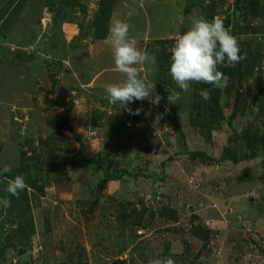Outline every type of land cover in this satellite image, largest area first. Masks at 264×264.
I'll use <instances>...</instances> for the list:
<instances>
[{
	"label": "rangeland",
	"instance_id": "374dc122",
	"mask_svg": "<svg viewBox=\"0 0 264 264\" xmlns=\"http://www.w3.org/2000/svg\"><path fill=\"white\" fill-rule=\"evenodd\" d=\"M25 1L15 16L18 2L7 8L9 0H0V14L6 10L0 18V169L26 167L28 181L43 184L44 192L26 190L32 246L24 253L17 244L4 248L0 264H149L168 249L169 256L183 257L181 264H264L263 154L239 164L222 160L234 133L264 127L251 102L254 77L219 89L225 122L207 141L189 116L194 86L180 94L157 64L155 71L146 65L141 78L156 86L163 98L158 105L109 102L105 86L125 77L105 40L80 37V24H90L100 0H79L86 18L80 7L64 10L60 30L47 0ZM246 4L207 0L202 11L187 0H119L111 20H127L136 46L158 56L195 19L213 14L224 26L229 21L225 28L238 41L240 61L252 54L264 77V0L259 16L246 12ZM57 33L62 44L51 41ZM173 93L175 104L168 100ZM237 149L245 152L243 144ZM196 151L211 160L193 157ZM164 206L178 212V223L159 217ZM141 219L144 228L135 225ZM192 221L205 228L204 238L192 235ZM11 227L10 220L0 228L2 248Z\"/></svg>",
	"mask_w": 264,
	"mask_h": 264
},
{
	"label": "trees",
	"instance_id": "16d2710c",
	"mask_svg": "<svg viewBox=\"0 0 264 264\" xmlns=\"http://www.w3.org/2000/svg\"><path fill=\"white\" fill-rule=\"evenodd\" d=\"M119 0H100L98 9L95 12L93 18L90 21V24L85 26L84 22L80 24V37L83 40H87L88 38L93 37V40H105L108 35V29L109 24L112 22V15L115 9L116 4ZM207 0H187V2L190 4V6H197L202 7V11L205 10V8H209L206 5L204 6L203 3ZM15 2H18L17 5L14 7L15 12L13 13L15 16H17L20 11L23 8L24 3L27 1L21 0H9L7 3L8 7L10 8L14 5ZM25 3V4H26ZM48 6L50 7L51 14L53 16L54 24L53 28L55 30H60V26L58 25V21L60 17L65 14L64 10L66 11L67 8L69 10H76L77 7H80L81 11L84 14V18L87 16V7L85 5H82L79 0H47ZM246 5H242L244 10L248 13H251L254 16H259L260 12V0H246ZM57 6V7H55ZM64 12V13H63ZM6 15V10H3L0 14V18ZM70 15V13H69ZM215 18V15L210 14V20H213ZM11 19L7 17L5 19V25L7 27H12L13 24H11ZM224 24V23H223ZM229 21L225 24V27L229 26ZM59 34L61 35V32L59 31ZM57 33L54 37L51 39V41L54 38H58L56 43L62 44V39H60V36ZM64 42V41H63ZM157 57V66L158 69L165 73L168 77L170 74V65H171V53L168 52L167 49L163 51V53L158 54ZM241 58V57H240ZM258 62L255 60L252 54H249L245 61H240L234 64V65H221L219 66L220 71H222L225 75L229 77V80L231 79H239L240 82L243 81L244 78H251L254 77V91L255 96L252 99V104L255 107H258L260 114L264 115V77L262 70H259ZM256 73V76L254 74ZM172 80V79H171ZM248 81V80H247ZM167 82H169V78L167 79ZM194 86V102L192 104V108L190 109V120L194 127L198 128L200 132L203 133L204 136H206L207 141H211V135L213 132L221 130L222 124L225 122L223 107L221 106L219 99L222 95V91L219 89L213 88L211 85H205V84H192L190 85V88ZM211 89V99L208 101H205L200 95L199 92L202 89ZM180 94H184V92L179 89ZM53 104V103H52ZM66 105V104H64ZM69 105H72L69 103ZM236 115V113H235ZM235 115L231 117L234 118ZM68 118L65 120L67 121ZM230 119V121H231ZM228 121V122H230ZM58 124L59 122L56 121ZM176 123V121H175ZM63 123H61L62 125ZM65 128H69L71 130V127L65 126ZM180 136L183 138V134L180 133ZM229 147L224 149L222 153V160L223 161H231L234 164H239L240 162L246 161V160H252L257 158L259 154H263L264 157V127L262 131L258 130V132H251L246 133L244 136H240L238 133H234L233 137L230 139ZM237 144H243L245 146V152L243 154H240L237 149ZM193 157H203L204 152L202 151H196L192 152ZM207 160H211L210 157L206 158ZM95 163L100 164L99 159L95 160ZM26 170V167L22 172L16 173H8L6 174L9 178L15 177L16 175H23L26 181V184L28 187L31 188V186L34 189H38L40 192H42L44 189V185L39 186L37 184L32 185L27 177H30L24 173ZM4 184H0V197H3L6 195L4 193L3 188ZM26 188V190L28 189ZM23 191L20 194L21 198L17 197H9L11 200V207L4 209L2 206H0V217L4 215V218H0V228L3 229L6 227L8 222L11 220L13 223V227H11V230L8 231L7 234L4 235V242L5 247L2 248L0 245V255L4 253V248L6 247H16L17 245L21 246V249L23 250L22 253L26 252L28 248L32 246V237L35 234V226L33 224V221L31 218H29L25 212L27 210V207L29 206V196L28 193ZM44 192V191H43ZM25 202V203H24ZM8 211V217H6V212ZM159 217L161 219H164L166 221H171L173 223L179 222V214L178 212L169 207L164 206L159 211ZM136 226H139L141 228H144V223L142 222V219L140 222H136ZM205 231V228L202 225H199L196 223V221H192L191 223V233L195 237H202L203 232ZM205 238H208L207 235H205ZM167 255L164 256L165 258H171L175 261V264H181L183 262V257L177 258L176 255L169 254V249L165 251Z\"/></svg>",
	"mask_w": 264,
	"mask_h": 264
},
{
	"label": "clouds",
	"instance_id": "9594fccd",
	"mask_svg": "<svg viewBox=\"0 0 264 264\" xmlns=\"http://www.w3.org/2000/svg\"><path fill=\"white\" fill-rule=\"evenodd\" d=\"M127 7V5H125ZM132 15L131 12L128 13ZM131 24L127 20H116L109 24L105 43L110 47L115 70L125 79L122 83L105 86L107 99L113 105L119 104L126 108L130 102L147 100L158 105L163 99L156 93V86L146 83L141 78V71L148 65L155 71L157 57L154 53L141 50L136 46V40L130 36ZM171 65L170 75L179 89L187 93L192 84L211 85L216 89H225L229 77L218 70L219 66L236 64L240 59L238 41L219 18L208 20L205 17L195 19L191 27L175 41L170 49ZM199 95L208 101L211 99V89L200 90ZM178 94H169L168 100L174 103ZM131 112V109H128ZM135 114H139V110ZM160 132L157 130L156 135ZM11 172L9 166L0 169V184L5 196L0 197V206L4 209L11 207L9 197L19 198L26 190L23 175L9 178L6 174ZM149 264H175L171 258L152 259Z\"/></svg>",
	"mask_w": 264,
	"mask_h": 264
},
{
	"label": "water",
	"instance_id": "95a60500",
	"mask_svg": "<svg viewBox=\"0 0 264 264\" xmlns=\"http://www.w3.org/2000/svg\"><path fill=\"white\" fill-rule=\"evenodd\" d=\"M150 152H151V148H147L146 153H150Z\"/></svg>",
	"mask_w": 264,
	"mask_h": 264
}]
</instances>
